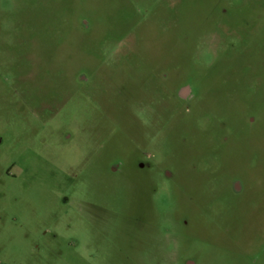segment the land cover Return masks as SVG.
<instances>
[{"label":"rangeland","instance_id":"rangeland-1","mask_svg":"<svg viewBox=\"0 0 264 264\" xmlns=\"http://www.w3.org/2000/svg\"><path fill=\"white\" fill-rule=\"evenodd\" d=\"M0 264H264V0H0Z\"/></svg>","mask_w":264,"mask_h":264}]
</instances>
